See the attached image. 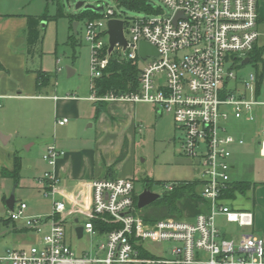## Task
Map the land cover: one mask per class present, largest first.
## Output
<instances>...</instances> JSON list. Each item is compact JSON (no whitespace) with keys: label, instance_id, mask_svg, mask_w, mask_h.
<instances>
[{"label":"built area","instance_id":"obj_1","mask_svg":"<svg viewBox=\"0 0 264 264\" xmlns=\"http://www.w3.org/2000/svg\"><path fill=\"white\" fill-rule=\"evenodd\" d=\"M160 1L168 13H160L154 3V12L135 17L105 7L101 18L85 22L92 84L115 54L121 60L140 63L136 91L100 96L93 89L88 99L149 103L160 115L172 113L181 132V150L194 159L198 169L205 210L192 220L166 218L149 223L135 202L134 177L92 180L91 199L85 202L82 194L66 197L59 178L48 170L41 180L46 195L53 197L52 214L47 219L26 215L24 202L8 213L13 221L24 219L25 226L41 236L40 242L8 249L0 256V264H264L263 237L247 232L237 239L216 222L217 216H224L239 227L254 226L253 212L236 211L228 203L235 182L230 175L233 148L244 145L245 140L230 133L227 125L232 117L253 122L264 107V99L257 94L256 74L241 78L236 70L258 45L259 0ZM180 12L183 15L176 20ZM111 18L124 20L128 43L126 48L117 44L112 52L107 32ZM142 41L155 46L159 55L142 57ZM67 122L68 118L58 120L61 125ZM258 143L264 155V125ZM63 154L51 145L44 159L54 166ZM174 185H168V190ZM72 205L74 213L86 217L84 234L98 237L93 248L82 255L67 241L63 214ZM96 222L117 227L102 232ZM149 242L174 243L170 257L155 258L146 246Z\"/></svg>","mask_w":264,"mask_h":264},{"label":"rangeland","instance_id":"obj_2","mask_svg":"<svg viewBox=\"0 0 264 264\" xmlns=\"http://www.w3.org/2000/svg\"><path fill=\"white\" fill-rule=\"evenodd\" d=\"M84 1L96 5L104 4L106 8L112 7L118 12L125 13L127 17L145 15V12L126 10L118 6L115 0ZM150 1L158 7L160 13H168L169 10L160 0ZM260 3H262L260 13L264 17V0L262 2L260 0ZM81 11L76 8L75 0H7L0 5L2 13L46 15L37 27L38 38L28 56L29 66L42 67L49 71L52 74L50 88L59 87L58 93L88 97L92 93L91 47L85 37V20L74 19ZM75 22H77L76 27ZM259 32L258 45L264 48V22L259 24ZM127 36H129L128 33ZM68 67L74 68L75 74L69 75ZM236 70L239 77L248 78L251 73H259L262 70V63H239ZM260 97L264 99V79ZM46 112L45 136L25 144L28 146L34 143L29 149L26 148L27 152H24L23 177L18 186L13 179H6L3 183L0 181V256L4 255L8 249L29 247L32 244H38L41 240V236L33 230L19 232L14 230V223L8 220V209L4 203L12 192L15 195L16 209L21 202L25 201L34 212L29 213L26 210V215L45 216L47 219L53 212V197L46 195L38 185L42 182L41 177L44 173L51 168L43 156L48 143L46 141L49 139V142H53L59 135L48 107ZM137 122L141 130L136 137L134 151H130V157L126 159L125 169L132 173L138 192L143 190L144 184L149 183L148 181L152 183L153 191L162 194L168 190V185L171 183L191 180L199 176L194 159L186 156L181 150V132L176 126L172 113L164 112L160 115L156 113V106L153 104L140 103L137 105ZM263 125L264 107L260 108L257 119L253 122L232 117L227 125L230 133L245 140L244 145H236L233 148L232 163L236 164V168L230 172L232 179L257 183L256 187H252L245 194L237 193L236 198L228 202L236 211L253 212V227H239L237 224L227 222L224 216L216 217L218 226L237 239L242 233L247 232L264 238V156L260 153L258 143ZM123 170L119 169L114 173L119 175ZM141 210L139 213L142 215ZM77 217L78 222H75L76 217H74L65 222V227L67 241L71 244L73 251L82 255L93 248L98 237L85 233L82 238H79L75 227L77 224H85L86 218L81 215ZM24 222V219H20L15 223L20 225ZM173 245L174 243L171 242L146 244L147 248L155 254V258L170 257V249Z\"/></svg>","mask_w":264,"mask_h":264},{"label":"crops","instance_id":"obj_3","mask_svg":"<svg viewBox=\"0 0 264 264\" xmlns=\"http://www.w3.org/2000/svg\"><path fill=\"white\" fill-rule=\"evenodd\" d=\"M6 1L0 0V5ZM261 7L259 0V13ZM28 16L36 15L0 12V181L3 183L6 179H13L10 175H3V170H13L15 155L21 157L23 165L24 152L34 143L28 146L25 144L45 136L44 120L48 107L59 135L53 142H49V139L46 141L48 143L44 154L53 144L64 152L48 170L59 178L66 197L82 194L84 201L89 202L92 180L132 177V173L125 169V164L130 151H134V143L141 130L137 122V105L140 103L105 102V110L95 117L96 102L89 100V96L58 93L59 87L50 88L52 74L42 67L29 66L28 56L37 39L34 44L29 42ZM260 18V23H263L261 13ZM69 68L72 69L69 75L75 74L76 70ZM38 72L48 75L40 86L37 84ZM64 118H68V122L59 124L58 120ZM123 151L126 154L120 160ZM261 155L264 156L262 153ZM235 168L236 164L233 163L232 170ZM119 169L124 170L115 175L114 172ZM22 177L21 168L20 180ZM13 181L15 182L14 179ZM38 185L44 192V183L39 182ZM6 201L7 199L4 203L7 207ZM7 209L9 213L11 209ZM73 209L75 206H69L65 222L74 217L75 222H78L77 216L85 217L82 213H74ZM27 210L34 213L29 205ZM10 221L14 223V230L17 232L30 230L25 222L18 225L16 221Z\"/></svg>","mask_w":264,"mask_h":264},{"label":"trees","instance_id":"obj_4","mask_svg":"<svg viewBox=\"0 0 264 264\" xmlns=\"http://www.w3.org/2000/svg\"><path fill=\"white\" fill-rule=\"evenodd\" d=\"M117 5L125 8L126 10L134 12L152 13L155 11L153 3L150 0H115ZM46 15L40 16H28V28L27 35L29 42L34 44L38 38V25L40 20L44 19ZM103 15L91 10H82L81 13L76 16L77 20H94L99 19ZM261 18H259V24ZM264 48L259 45L250 54V62H261L262 70L256 72V87L257 94L261 93V85L264 79ZM48 77L45 72H38L37 84L42 85L43 80ZM140 83V63L138 61L121 60L118 55H114L110 60L108 67L103 72L102 76L94 79L92 84V90H96L98 95H105L109 92L126 93L136 91ZM106 108L104 101L96 102V114L98 117ZM126 151H123L120 155V160L125 157ZM22 160L19 155H15L14 167L12 171L3 170V175H10L15 183L18 184L21 177ZM145 183L144 185L152 189V183ZM172 190H167L161 194V197L154 203L143 208L142 216L146 222L153 223L166 218L174 219H188L192 220L199 213L203 212L206 208V201L201 196V182L198 178L174 182ZM257 183L251 181H235L228 196L234 199L239 194H245L252 187H256ZM138 196H135V202L137 203ZM10 221L11 219L8 218ZM96 227L102 228V232L110 231L117 227L114 224L102 225L100 222H96ZM150 256V254H146Z\"/></svg>","mask_w":264,"mask_h":264},{"label":"water","instance_id":"obj_5","mask_svg":"<svg viewBox=\"0 0 264 264\" xmlns=\"http://www.w3.org/2000/svg\"><path fill=\"white\" fill-rule=\"evenodd\" d=\"M153 3V2H151ZM75 6L77 9H81V10H91L94 11L96 13H99L101 15L105 14V5L104 4H92V3H87L86 1H77L75 0ZM183 14L182 12H180L176 18V20L181 17ZM74 26H77V22H75ZM108 35H109V51L112 52L113 49L115 48V46L117 44L123 46L124 48L127 47L128 43L125 37V33H124V20L119 19V18H111L108 21ZM140 54L142 57H146V55L148 54H153L158 56L159 52L157 50V48L155 46H153L152 44H150L147 41H142L140 43ZM251 61L250 57H247L243 60V64L245 63H249ZM69 74H71L72 69L71 68H67ZM161 197V194L153 191L150 188H145L144 190H142L139 194H138V201H137V206L139 209H143L146 206L154 203L157 199H159ZM7 203V207L11 210L14 209L15 206V195L14 192H12V194L10 195V197L7 199L6 201ZM76 232L79 238L83 237L84 234V226L82 224H79L76 227Z\"/></svg>","mask_w":264,"mask_h":264},{"label":"flooded vegetation","instance_id":"obj_6","mask_svg":"<svg viewBox=\"0 0 264 264\" xmlns=\"http://www.w3.org/2000/svg\"><path fill=\"white\" fill-rule=\"evenodd\" d=\"M145 188H148V187H146V186L144 185L143 190H144ZM136 191H137V189H136ZM137 192H138V191H137ZM140 192H141V191H140ZM140 192H138V194H139Z\"/></svg>","mask_w":264,"mask_h":264}]
</instances>
